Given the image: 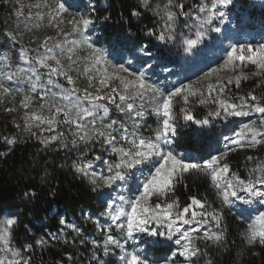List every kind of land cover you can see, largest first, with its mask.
I'll return each instance as SVG.
<instances>
[{
    "label": "snow or ice",
    "instance_id": "6c2138e0",
    "mask_svg": "<svg viewBox=\"0 0 264 264\" xmlns=\"http://www.w3.org/2000/svg\"><path fill=\"white\" fill-rule=\"evenodd\" d=\"M16 3L19 18L25 5ZM43 6L37 16L53 34L35 48L21 41L41 23L3 32L0 109L23 115L22 124L13 120L20 135L2 139L11 146L26 135L46 150L74 154L67 166L95 203L81 217L98 235L88 240L81 224L61 216L58 233L18 244L20 217L8 211L0 214V264H35L37 248L77 242L88 245V264H214L212 251L228 246L226 212L244 225L246 246L264 248V157L246 156L254 163L243 175L228 162L237 150L264 148V24L259 40L250 33L243 40L250 26L243 0H137L110 36L97 33L112 18L98 14L99 0H88L87 12L73 11L81 7L74 0ZM149 14L151 26L140 27ZM210 47L219 51L215 66L195 79L168 67L177 62L175 48L187 63ZM221 122L231 133L221 134L222 147L209 144L198 156L178 151L186 137L212 139ZM192 174L207 178L213 197L193 194L182 204L176 188H188ZM82 257L65 251L60 264Z\"/></svg>",
    "mask_w": 264,
    "mask_h": 264
},
{
    "label": "trees",
    "instance_id": "16d2710c",
    "mask_svg": "<svg viewBox=\"0 0 264 264\" xmlns=\"http://www.w3.org/2000/svg\"><path fill=\"white\" fill-rule=\"evenodd\" d=\"M107 1V4L101 7L100 15L111 13L112 18L107 22L105 31L113 32L121 28L120 13L123 12L127 16L137 0ZM243 2L246 9L252 8L249 9L251 22L261 17L264 19V8L258 9L247 0ZM10 11L11 8L0 4V26L5 25ZM151 24V14L140 21V27H150ZM135 30L134 28L133 31ZM254 84L255 81L243 82L242 90L248 91ZM14 118L19 123L13 113L6 114L0 109V214L9 210L15 211L20 217V223L14 232V241L18 244L30 243L41 236L48 238L51 233H58L61 225L56 221V217L62 212L81 224L86 230L85 234L90 233L92 227L80 219L79 212L85 208H94L95 203L87 191L86 184L71 167L67 166L75 159V155L46 150L38 140L27 139L26 135L21 136L20 142L15 145L5 144L2 137H12L21 133V129L13 123ZM183 147L197 151L201 148V138L186 137ZM241 157L240 150L229 155L228 162L233 169H240ZM185 183L189 185L188 188L183 184L176 188V195L182 204L193 194L206 193L210 198L213 197L205 176L197 174L186 176ZM29 189H34L37 196L26 199L23 193ZM225 223L228 232L227 250L220 248L212 251L214 264H264V248L249 247L243 243L239 232L244 225L238 222L231 212L225 213ZM87 249L88 245H79L78 242L72 247L61 244L51 248H37L35 264H60L65 251H73L77 255L83 253L78 264H88Z\"/></svg>",
    "mask_w": 264,
    "mask_h": 264
},
{
    "label": "rangeland",
    "instance_id": "374dc122",
    "mask_svg": "<svg viewBox=\"0 0 264 264\" xmlns=\"http://www.w3.org/2000/svg\"><path fill=\"white\" fill-rule=\"evenodd\" d=\"M37 2H41V8L40 9H36V8H31L29 9L27 7L28 4H35ZM48 3H52L53 0H47ZM71 2V0H70ZM74 2L78 5H81V7L79 8H74L73 11H82V12H87V8L84 7V5H86L88 3V0H74ZM107 0H99V7L101 9L102 6H104L105 4H107ZM21 3L25 5V8L23 10L24 14L21 17H16L15 15V9L19 7V5L16 3V0H11L10 3H5V0H0V4H3L9 8H11V11L8 13V18L7 21L5 23L4 26H0V51H6L8 50L6 45H5V36L3 35V32L5 31V29L7 30H16L17 27H19L20 31H24L25 29V25H28L29 27H32L34 24L36 23H41L42 27L40 29H35L33 28V30L31 32H24V35L22 37V44L26 47H31V48H35L37 44H39L42 40V38L45 35H52L53 34V30L44 26L46 25L47 21L46 20H39L37 13L41 12H47V9L43 6V0H21ZM253 3V2H251ZM246 8V6H245ZM31 13V14H29ZM100 15V12L98 13ZM249 24V23H248ZM262 24H264V19L263 17H261V19H257L254 20L252 22V24L250 23L249 27H247L243 33V40H248L251 39V36H254L256 40L260 39V30L262 27ZM98 34H103V33H107L109 36L111 35L112 31H105V28H101L97 30ZM249 33L251 34V36L249 35ZM227 43V42H226ZM18 48L19 45L17 46L16 49H14V51L17 52L18 54ZM41 51H43V49H41ZM173 53H174V58L176 59V64L175 65H168V67H173L178 75L179 78L183 79L184 77H188L191 79H195L196 75L201 74L204 71L208 70L209 66L214 67L215 63H216V56L219 55V51L215 48H208L205 49V52L203 54H201L200 56H197L194 60L190 61V62H185L184 60V54L182 52V50H180L179 48H175L173 49ZM17 63H21V66L26 67L27 65H24L22 62L17 61ZM254 69H252L251 67L249 69H247V71H252ZM163 78V77H161ZM61 81L63 80V78H59ZM173 80L177 79L176 76L172 77ZM252 81H255V79H253ZM80 86L84 87L85 84L83 81L80 82ZM20 99V97L18 96L16 98V100L18 101ZM10 105H3V107H9ZM197 112H203L206 111V109L198 106L197 107ZM14 116L17 118V120L19 121V123L22 124V121L20 120V117H22L23 112H17V113H13ZM252 118H256V114H253ZM239 119H245V118H239ZM154 118L149 120V123H153ZM227 122H221V123H217L216 124V130H215V135L212 137V139L207 140V139H202L201 138V148L197 151H193L191 150V148L189 147H181L178 149V151L180 152H184V151H188L190 153H193L195 155H199L202 151H206L207 150V146L209 144L214 145V146H219L222 147L223 141H222V135H230L231 133L226 131L225 129V124ZM219 138L221 143L220 145H216V139ZM242 157H241V162H242V166L240 167V169H238L239 171L242 170L241 174H245L246 173V169L250 168L253 166V161H247L245 159L246 156L248 155H252V156H256V157H264V148L262 147H258L256 149H247V150H240ZM83 210H88V209H83ZM9 210L5 211L2 214H7ZM13 213L16 214L15 211H12ZM61 216H65V214L62 212L60 213L57 217H56V221L59 223L60 217ZM67 217L69 222H73L75 221L70 215L69 216H65ZM79 217L80 219L83 221L82 217H81V211L79 212ZM86 223V222H85ZM60 224V223H59ZM88 224V223H87ZM90 225V224H89ZM92 227V225H90ZM52 235V233H51ZM87 236L88 240H91L93 238L96 237V235H98L97 233H95L93 227L90 230V233H86L85 234Z\"/></svg>",
    "mask_w": 264,
    "mask_h": 264
},
{
    "label": "water",
    "instance_id": "95a60500",
    "mask_svg": "<svg viewBox=\"0 0 264 264\" xmlns=\"http://www.w3.org/2000/svg\"><path fill=\"white\" fill-rule=\"evenodd\" d=\"M249 2H253L256 8L261 9L264 8V0H247Z\"/></svg>",
    "mask_w": 264,
    "mask_h": 264
},
{
    "label": "built area",
    "instance_id": "2783aa9c",
    "mask_svg": "<svg viewBox=\"0 0 264 264\" xmlns=\"http://www.w3.org/2000/svg\"><path fill=\"white\" fill-rule=\"evenodd\" d=\"M243 14H244V18H245V23L250 22L249 11L248 10H245L243 12Z\"/></svg>",
    "mask_w": 264,
    "mask_h": 264
}]
</instances>
